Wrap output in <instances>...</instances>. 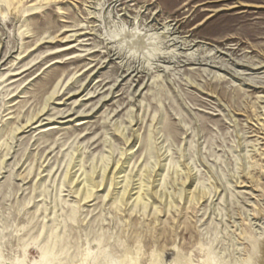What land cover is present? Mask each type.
<instances>
[{
	"label": "rangeland",
	"instance_id": "rangeland-1",
	"mask_svg": "<svg viewBox=\"0 0 264 264\" xmlns=\"http://www.w3.org/2000/svg\"><path fill=\"white\" fill-rule=\"evenodd\" d=\"M0 264H264V0H0Z\"/></svg>",
	"mask_w": 264,
	"mask_h": 264
}]
</instances>
